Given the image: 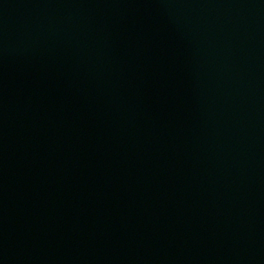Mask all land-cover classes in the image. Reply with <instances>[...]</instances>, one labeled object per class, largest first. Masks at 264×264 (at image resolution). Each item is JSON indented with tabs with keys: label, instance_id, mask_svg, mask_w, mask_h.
<instances>
[{
	"label": "water",
	"instance_id": "95a60500",
	"mask_svg": "<svg viewBox=\"0 0 264 264\" xmlns=\"http://www.w3.org/2000/svg\"><path fill=\"white\" fill-rule=\"evenodd\" d=\"M0 264H264V0H0Z\"/></svg>",
	"mask_w": 264,
	"mask_h": 264
}]
</instances>
